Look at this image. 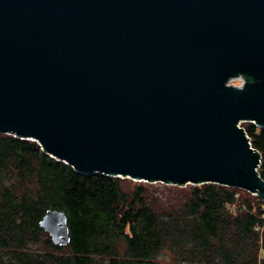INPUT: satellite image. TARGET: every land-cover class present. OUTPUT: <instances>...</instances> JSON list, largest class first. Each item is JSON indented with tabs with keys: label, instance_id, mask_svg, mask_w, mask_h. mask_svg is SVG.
<instances>
[{
	"label": "water",
	"instance_id": "95a60500",
	"mask_svg": "<svg viewBox=\"0 0 264 264\" xmlns=\"http://www.w3.org/2000/svg\"><path fill=\"white\" fill-rule=\"evenodd\" d=\"M243 122L264 129V0H0V133L77 172L264 201ZM39 225L70 241L64 211Z\"/></svg>",
	"mask_w": 264,
	"mask_h": 264
},
{
	"label": "trees",
	"instance_id": "16d2710c",
	"mask_svg": "<svg viewBox=\"0 0 264 264\" xmlns=\"http://www.w3.org/2000/svg\"><path fill=\"white\" fill-rule=\"evenodd\" d=\"M241 126L264 179V129ZM49 209L68 217L66 245L39 225ZM0 264H264V201L216 183L85 175L0 133Z\"/></svg>",
	"mask_w": 264,
	"mask_h": 264
},
{
	"label": "rangeland",
	"instance_id": "374dc122",
	"mask_svg": "<svg viewBox=\"0 0 264 264\" xmlns=\"http://www.w3.org/2000/svg\"><path fill=\"white\" fill-rule=\"evenodd\" d=\"M242 83V79H240V78H234V79H232L231 81H230V84H233V85H240ZM242 124V123H241ZM122 178V177H121ZM123 179H126V178H123ZM128 179H130V178H128ZM131 181H137V180H133V179H130ZM152 184H154V185H168V186H172V185H170V184H166V183H160V182H158V184L157 183H152ZM187 185H190V184H187ZM186 185V186H187ZM191 185H193V184H191ZM186 186H183V187H186Z\"/></svg>",
	"mask_w": 264,
	"mask_h": 264
},
{
	"label": "built area",
	"instance_id": "2783aa9c",
	"mask_svg": "<svg viewBox=\"0 0 264 264\" xmlns=\"http://www.w3.org/2000/svg\"><path fill=\"white\" fill-rule=\"evenodd\" d=\"M239 78L243 80V78H242V77H239ZM239 126L241 127V124H240Z\"/></svg>",
	"mask_w": 264,
	"mask_h": 264
}]
</instances>
